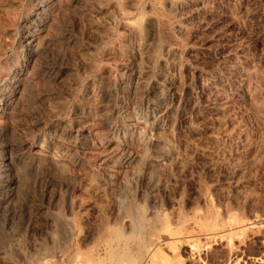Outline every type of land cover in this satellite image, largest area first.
Instances as JSON below:
<instances>
[{"label":"rangeland","instance_id":"1","mask_svg":"<svg viewBox=\"0 0 264 264\" xmlns=\"http://www.w3.org/2000/svg\"><path fill=\"white\" fill-rule=\"evenodd\" d=\"M262 231L264 0H0V264H259Z\"/></svg>","mask_w":264,"mask_h":264},{"label":"bare ground","instance_id":"2","mask_svg":"<svg viewBox=\"0 0 264 264\" xmlns=\"http://www.w3.org/2000/svg\"><path fill=\"white\" fill-rule=\"evenodd\" d=\"M43 3H44V2H43ZM45 3H47V2H45ZM50 4H51V3H50ZM45 7H46V5L44 6L43 9H42V8L38 9V10H39V13L42 14L41 16H44V15H45V14H44V12H45L44 10L46 9ZM38 8H39V7H38ZM43 11H44V12H43ZM45 13H46V12H45ZM48 13H49V11H48ZM39 17H40V16H39ZM42 19H43V18H42ZM44 19H45V18H44ZM44 19H43V20H44ZM48 19H49V18H48ZM41 22H42V21H41ZM45 22H46V21H45ZM45 22H44V23H45ZM47 22H48V21H47ZM47 22H46V24H47ZM44 23H43V25L41 26V27H43V28H44V25H45ZM36 25H39V24L36 23ZM36 25H35V26H36ZM40 25H41V23H40ZM35 31H37V29H35L34 32H32V33H30V34H27V35L25 36V38H24L25 45L27 46L28 51H29L30 54H31V52H32V51L34 50V48H35V45H36L35 42H36L37 37H38V35L35 34ZM41 31H42V30H41ZM37 33H38V32H37ZM38 34H39V33H38ZM36 35H37V36H36ZM39 44H40V43H39ZM29 56H30V55H29ZM32 56H33V55H32ZM29 59H30V58H29ZM22 81H24V80H22ZM13 83H14V82H13ZM15 83H16V82H15ZM11 84H12V83H11ZM20 84H21V79H20ZM14 85H15V84H14ZM20 86H21V85H20ZM12 87H13V86H12ZM18 87H19V83H16V88H18ZM19 89H20V87H19ZM11 90H12V89H11ZM12 184H13V183H12ZM230 222H232V221L230 220ZM221 224H222V223H221ZM257 224H258V223H257ZM262 224H263V223H262ZM214 225H215V224H214ZM248 225H249V224H248ZM252 225H253V224H251V226H252ZM222 226H223V225H222ZM251 226H250V227H251ZM218 227H219V226H218ZM259 227H260V226H259ZM241 228H242V227H241ZM248 228H249V227H248ZM251 228H252V229H255V228H257V227H256V226H252ZM239 229H240V228H239ZM229 230H230V229H229ZM262 230H263V229H262ZM260 231H261V230H260ZM226 232H228V231L226 230ZM250 232H251V231H250ZM253 233H254V232H253ZM261 233H264V232L262 231ZM218 234H219V233H218ZM251 234H252V232H251ZM255 234H257V233L255 232ZM225 235H226V234H225ZM225 235H224V236H225ZM244 235H245V233H244ZM262 235H263V234H261V236H262ZM224 236H223V237H224ZM249 236H250V235H249ZM212 237H213V236H212ZM217 237H218V236H217ZM225 237H227V236H225ZM234 237H235V236H234ZM256 237H257V236H256ZM256 237H254V238H256ZM224 239H225V238H224ZM226 240H227V239H226ZM226 240H225V242H226L225 244L227 245L228 243H227ZM229 240H230V239H229ZM236 240H237V239H236ZM236 240H235V241H236ZM251 241H252V240H251ZM219 242H221V241H219ZM229 242H230V241H229ZM231 243H232V242H231ZM226 245H225V246H226ZM236 245H237V244H236ZM236 245H235V246H236ZM226 247H227V246H226ZM240 247H241V246H240ZM261 247H262V246H261ZM228 248H229V247H228ZM263 248H264V247H262V250H264ZM229 250H230V249H229ZM224 251H225V249H224ZM249 251H250V250H249ZM244 252L246 253V249H245ZM247 252H248V251H247ZM240 253H241V254H240ZM242 253H243V251L238 252L239 255H242ZM230 254H231V253H230ZM233 254H234V253H232L231 256H232ZM236 254H237V253H236ZM249 254H250V252H249ZM225 255H226V254H225ZM244 255H245V254H244ZM228 256H229V255H228ZM245 256H246V255H245ZM259 256L261 257V255H259ZM225 257H227V256H225ZM229 257H230V256H229ZM229 257H228V258H229ZM237 257H238V255H237ZM260 257H259V258H260ZM263 257H264V256H263ZM242 258H244V256H242ZM230 259H231V258H230ZM232 259H233V258H232ZM232 259H231V260H232ZM245 259H247V258H245ZM261 259H263V258L261 257ZM227 260H228V259H227ZM231 260H230V261H231ZM253 260H254V259H253ZM256 260H257V259H256ZM224 261L226 262V260H224ZM230 261H229V262H230ZM236 261H237V260H236ZM247 261H248V262H247L248 264H258L256 261H252V260H250V258H249ZM263 261H264V260H263ZM225 262H224V264H225ZM232 262H233V261H232ZM218 263H219V262H218ZM239 263H240V262H239ZM241 263H242V261H241ZM211 264H212V263H211ZM226 264H227V262H226ZM234 264H235V263H234ZM245 264H246V263H245ZM259 264H264V263L261 261Z\"/></svg>","mask_w":264,"mask_h":264}]
</instances>
